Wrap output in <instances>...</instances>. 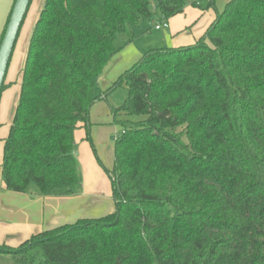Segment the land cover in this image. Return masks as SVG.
I'll use <instances>...</instances> for the list:
<instances>
[{"label": "trees", "instance_id": "trees-1", "mask_svg": "<svg viewBox=\"0 0 264 264\" xmlns=\"http://www.w3.org/2000/svg\"><path fill=\"white\" fill-rule=\"evenodd\" d=\"M189 2L45 0L4 140L7 190L79 191L76 132L90 131L99 78L133 28ZM216 13L195 43L148 51L114 83L128 91L115 111L130 117L115 139V211L0 253L13 264H264V0Z\"/></svg>", "mask_w": 264, "mask_h": 264}, {"label": "rangeland", "instance_id": "rangeland-1", "mask_svg": "<svg viewBox=\"0 0 264 264\" xmlns=\"http://www.w3.org/2000/svg\"><path fill=\"white\" fill-rule=\"evenodd\" d=\"M192 1L193 0H190L187 6L197 9L198 11L199 9L210 11L217 15L216 12L222 11L229 0H214V5H209V0H201V8L193 6L191 4ZM44 3L45 0H32L30 4L8 66L5 78V83L8 86L2 91L0 97V182L3 181L1 164L4 140L8 135L15 107L18 102L22 81V68L27 55L29 41ZM156 4L157 0H154V6ZM164 21H169V19L157 13L152 19L143 21L138 27L133 28L135 35L134 42L124 46L111 59L104 70L102 78L98 81L96 94L103 95V98L92 106L89 133L87 129H83L84 131L78 133L76 137V162L79 167L81 179L79 192H84L85 200H88L87 204H89L90 210L87 209V211L94 213L89 214L90 216L98 215L96 217H100L99 215L105 216L110 214V212H106V209L108 210V203L111 204V210L113 209L112 211H115L113 183L111 178L115 163V138L123 129V121H126L130 117L127 116L124 111H115L124 104L127 98L128 91L126 84L113 85L128 69L139 61L146 52L175 47V44H173L174 38L168 28H162L161 30L155 28L157 24H162ZM199 23L200 21H196L193 24L190 28L192 32L197 31ZM118 44L119 43H117V45ZM104 95H106V98H104ZM131 118L134 119L135 117ZM98 193H100L101 196L98 195ZM24 194L28 196L27 200L30 202V206L27 205L30 209L28 220L21 222L22 220L18 218L20 214L16 212L17 216H15V220L21 226L19 231L11 229L8 224V221L10 222L8 218L4 221H0V244L7 242L10 245H17L20 243L21 239L19 237L20 235L17 233H23L25 230L36 232L39 229V208L36 202H38V198L40 199L42 196L46 195L38 191L36 186H32ZM49 196L57 195L53 194ZM101 198L102 200H100ZM24 203L25 201L17 202L19 206H26V203ZM94 206H96L95 210L103 209L102 211L104 212H92ZM15 209L16 208H14V210ZM11 211H13L12 207L6 210L10 216ZM48 217H50V212L46 211L43 218L48 219ZM0 264H13L12 256L0 253Z\"/></svg>", "mask_w": 264, "mask_h": 264}, {"label": "crops", "instance_id": "crops-1", "mask_svg": "<svg viewBox=\"0 0 264 264\" xmlns=\"http://www.w3.org/2000/svg\"><path fill=\"white\" fill-rule=\"evenodd\" d=\"M15 1L16 0H0V41L5 26L10 17L11 11L13 9V6L15 4ZM193 9L194 8L187 6L183 14L172 17L168 21L169 23L168 29L171 32L172 37L174 38L173 44H175V47L187 46L195 43L200 37L203 36L207 28L216 19L215 13H211L210 11H204L202 9H199V11L197 9L194 10ZM195 20L200 21V23L197 26L198 27L197 31L192 32L190 28L196 22ZM102 76L99 78V80L102 78ZM83 129L84 128H80L76 132V137L78 133L84 131ZM83 193L84 192L80 193L78 191L74 195H70V196L46 195V196H42L40 199L38 198L37 200L38 202L36 203L38 204V208H39L38 209L39 212L38 218L40 220L39 229L36 232H33L32 230L31 231L25 230V232L23 233H17L18 235H20L19 237L21 238L20 243L17 245H10L7 242L1 243L0 245L8 244L10 246H18L22 242L30 238L31 235H33L34 233L44 230H49L63 224L75 223L76 221L83 218H99L96 217L98 215H92V216L89 215L94 213H90L91 211L90 212L87 211V209L90 210L89 209L90 206L89 204H87L88 200H85V195ZM98 195H100V193H98ZM27 199L28 196L26 194L9 191L6 189L4 181L0 182V219H1L0 221H4L6 218H8V220H10V222L8 221V224L10 225L11 229L19 231V228L21 226L16 222L15 216H17L16 212H18V214H20L18 218L22 220L21 221L18 219L19 221L24 222L25 220H28V214L30 213L29 212L30 209L28 206H30V202H28ZM100 200H102V198ZM24 201L26 203V204L24 203L26 206H21V205L19 206L17 204V202H24ZM11 207L13 211H11V216H10L6 212V210L11 209ZM95 207L96 206L93 207L92 212L94 211L99 212L103 210V209L95 210ZM14 208L16 209L14 210ZM112 210H111V204L108 203V210L106 209V212L112 213L114 212ZM46 211L50 212V217H48V219L43 218V215L46 214ZM12 216L15 218L11 219L13 218ZM99 216L103 217L101 215Z\"/></svg>", "mask_w": 264, "mask_h": 264}, {"label": "water", "instance_id": "water-1", "mask_svg": "<svg viewBox=\"0 0 264 264\" xmlns=\"http://www.w3.org/2000/svg\"><path fill=\"white\" fill-rule=\"evenodd\" d=\"M30 2L31 0H16L5 35L0 45V96L14 46L16 44L21 25L28 12Z\"/></svg>", "mask_w": 264, "mask_h": 264}, {"label": "built area", "instance_id": "built-area-1", "mask_svg": "<svg viewBox=\"0 0 264 264\" xmlns=\"http://www.w3.org/2000/svg\"><path fill=\"white\" fill-rule=\"evenodd\" d=\"M168 26H169L168 21H164L162 24H160V23L157 24V25L155 26V28H156L157 30H161L162 28H168ZM124 132H125V131L122 130L121 133H119V134L116 136L115 139H117L118 137H120Z\"/></svg>", "mask_w": 264, "mask_h": 264}]
</instances>
